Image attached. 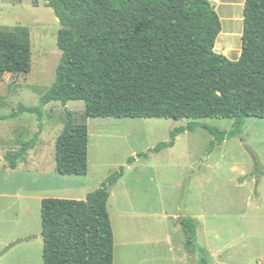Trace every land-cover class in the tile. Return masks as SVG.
I'll return each mask as SVG.
<instances>
[{
  "label": "trees",
  "instance_id": "trees-1",
  "mask_svg": "<svg viewBox=\"0 0 264 264\" xmlns=\"http://www.w3.org/2000/svg\"><path fill=\"white\" fill-rule=\"evenodd\" d=\"M60 22L62 58L56 79L38 107L19 106L9 119L38 116L39 132L25 149H33L43 132L44 108L59 102H84L87 118L234 120L230 133L191 122L176 129L172 140L152 153L171 149L177 137L204 128L211 150L240 134L245 121L264 119V0H248L242 56L231 62L216 53L220 17L205 0H45ZM0 31V75L31 73L30 31ZM67 124L56 142L58 173H89L87 124L66 113ZM133 160L129 163L132 164ZM124 175L112 174L86 200L47 198L41 221L44 264H115V234L108 203ZM188 248L195 246L197 226L181 221ZM204 256L207 255L202 249Z\"/></svg>",
  "mask_w": 264,
  "mask_h": 264
},
{
  "label": "rangeland",
  "instance_id": "rangeland-1",
  "mask_svg": "<svg viewBox=\"0 0 264 264\" xmlns=\"http://www.w3.org/2000/svg\"><path fill=\"white\" fill-rule=\"evenodd\" d=\"M24 28L30 31L31 73L0 75V264H44L35 240L9 248L18 237L42 233L37 200L22 198L20 204L26 203L29 211L20 214L18 198H6L18 195V185L25 196L35 193L36 198L78 200L76 193L84 184L92 193L121 170L124 175L112 188L109 207L115 232L121 243L126 241L123 250L167 249L163 244L132 247L133 238L148 237L165 244L166 238L171 239V249L184 251L185 235L179 223L192 221L197 215L205 226H201L200 241L190 248L200 251L201 245L213 254L204 256L203 264L218 262L217 256L221 262L250 259L251 264L264 258V119H247L240 134L214 150L210 147L213 137L199 128L177 137L173 148L152 153L172 140L173 131L191 122L230 133L234 120L93 119L86 117L84 102H70L67 107L56 102L44 108L42 144L56 148L57 137L67 124L66 113L72 112L76 123L89 127L88 175L63 177L51 169L45 174H9L4 155L19 153L39 132L40 123L37 115L27 113L10 120L3 118L21 105H41L55 82L62 58L58 47L61 25L45 0H0V31L20 35ZM133 164L135 168L129 169ZM197 170L200 174L196 177ZM6 178L15 186L8 187ZM191 190L194 196L188 200Z\"/></svg>",
  "mask_w": 264,
  "mask_h": 264
},
{
  "label": "crops",
  "instance_id": "crops-1",
  "mask_svg": "<svg viewBox=\"0 0 264 264\" xmlns=\"http://www.w3.org/2000/svg\"><path fill=\"white\" fill-rule=\"evenodd\" d=\"M209 2L212 7H215V11L217 12L218 16L220 17L221 25H222V31L217 39L216 43V53L219 55H223L231 62H238L241 59L242 56V45H243V35L245 31V8L246 3L248 0H205ZM14 113V112H13ZM12 113V114H13ZM11 114V115H12ZM6 115L3 119L8 120L11 116ZM10 120V119H9ZM58 139V137H57ZM42 133L40 136V139L38 140L36 146L31 149L27 150L25 149L24 155L22 157H18L16 161V166L14 167L10 160L7 159V157H12L10 155H4L5 158V167L9 174H16V173H47L48 169L55 170L56 173H58V161H57V150L56 148L53 149L52 147H46L42 144ZM224 142L223 144H225ZM222 144V145H223ZM221 145V146H222ZM24 144L20 148L23 149ZM90 149V147H89ZM19 150V152H20ZM18 153V152H17ZM16 153V154H17ZM15 154V156H16ZM18 155V154H17ZM193 158V157H192ZM196 160V159H195ZM25 166V168H24ZM35 166V167H33ZM135 165H131L129 169L135 168ZM189 172L192 170H188ZM193 172H195L193 170ZM59 174V173H58ZM200 174L199 170L196 172V177ZM61 176V175H60ZM244 175H241V177ZM64 177V176H63ZM65 177H71V176H65ZM82 178V177H81ZM84 178V177H83ZM11 181V182H10ZM5 183L8 187H11V185L14 187L13 180L6 178ZM71 190V189H68ZM191 194L189 195L188 200L193 198V192L190 191ZM24 192H22L21 185H18V195H13L6 198L16 199L18 198V207H19V213H27L29 211V207H27L26 203L21 205L20 200L29 199V200H37L38 201V209L41 210L42 208V201L47 198L39 197L36 198L32 194V196H25L23 195ZM79 195L78 200H86L90 192H88L84 187L80 188V190L76 193ZM113 195V191H112ZM110 198V201L108 203L109 213L110 212V203L112 200V196ZM5 197V196H3ZM187 197V196H186ZM186 200V198H185ZM189 204V203H188ZM137 215L139 213H136ZM121 215V214H120ZM124 216H130V214H124ZM123 216V219H124ZM112 220V225L114 229L115 234V264H203L204 262V254H203V247L200 245V251L192 250L191 248H188L186 245V236L184 239V251H175V249H171L170 241L171 239L166 238L165 242L162 240H155V239H149L148 237H142L140 239L133 238L132 242H135V245L132 244V247H149L151 245L159 246L161 244L166 246L167 249H126L123 250L126 246V241L124 243L120 242V238L118 237V234L115 232V225L114 220L112 218V215H110ZM119 217V215H118ZM199 216L193 217L194 219L192 221L196 222L197 226V239L196 241H200L199 238L200 232H201V226H205L203 222L197 219ZM130 218L136 219L135 216H130ZM120 219H122V216H120ZM197 219V220H196ZM185 220V219H184ZM181 225V223H179ZM184 232V231H183ZM185 235V234H184ZM241 238H244V235L240 236ZM35 240L36 245L38 249L40 248L43 254V246H44V240L41 235H33L30 234L28 236L24 237H18L16 238L9 246V248L14 247L18 243H26L28 241ZM162 242V243H159ZM207 254L210 255V257H213L212 252H210L207 249H205ZM208 256V255H205ZM246 258H250L249 255H244ZM262 257V256H260ZM263 257L260 258L259 262L257 264H264ZM217 261H208L207 264H251L250 259L246 262L241 263L237 259L229 260V262L224 261L221 262V257H216Z\"/></svg>",
  "mask_w": 264,
  "mask_h": 264
},
{
  "label": "water",
  "instance_id": "water-1",
  "mask_svg": "<svg viewBox=\"0 0 264 264\" xmlns=\"http://www.w3.org/2000/svg\"><path fill=\"white\" fill-rule=\"evenodd\" d=\"M213 9L215 10L216 8H215V7H213Z\"/></svg>",
  "mask_w": 264,
  "mask_h": 264
}]
</instances>
